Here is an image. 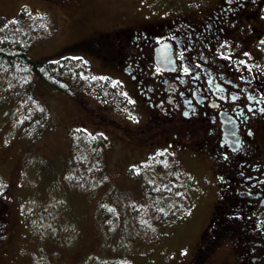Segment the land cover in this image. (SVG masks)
Returning a JSON list of instances; mask_svg holds the SVG:
<instances>
[{
	"label": "rangeland",
	"instance_id": "1",
	"mask_svg": "<svg viewBox=\"0 0 264 264\" xmlns=\"http://www.w3.org/2000/svg\"><path fill=\"white\" fill-rule=\"evenodd\" d=\"M166 2L77 0L65 5L0 0V29L7 32L21 22L18 30H39L29 20L40 18L44 31L27 55L33 60L57 58L61 49L85 37L117 26H140L148 19L166 20ZM66 56L86 64L71 61L83 69L85 88L78 97L82 104L133 129L137 122L131 116L142 111L106 107L107 96L122 88L115 83L116 72L106 65L100 69L102 57L96 54L78 51L60 57ZM9 81L0 77V198L11 216L8 238L0 245V264H185L192 259L217 192L215 181L204 175L210 171L208 164L189 160L179 168L176 160L183 156L171 145H145L141 137L128 139L115 126L104 128L68 95L42 84L33 94L50 122L42 131L41 121L29 127L16 94L4 95L5 88L19 83ZM73 129L79 131L69 134ZM101 133L108 139L100 159L104 177L95 171L97 161H84L86 155L82 158L80 152ZM71 151L77 154L75 161L68 159ZM227 241L205 264H234Z\"/></svg>",
	"mask_w": 264,
	"mask_h": 264
},
{
	"label": "flooded vegetation",
	"instance_id": "2",
	"mask_svg": "<svg viewBox=\"0 0 264 264\" xmlns=\"http://www.w3.org/2000/svg\"><path fill=\"white\" fill-rule=\"evenodd\" d=\"M165 9L166 20L95 46L122 85L110 101L132 98L142 113L130 130L145 145L208 164L221 212L209 223L234 226L224 238L234 264H264V0H167Z\"/></svg>",
	"mask_w": 264,
	"mask_h": 264
},
{
	"label": "trees",
	"instance_id": "3",
	"mask_svg": "<svg viewBox=\"0 0 264 264\" xmlns=\"http://www.w3.org/2000/svg\"><path fill=\"white\" fill-rule=\"evenodd\" d=\"M68 1L75 2V0ZM123 30L124 29H121L119 31L122 32ZM117 33L118 32L102 34L97 37L77 41L63 50L61 49V51L55 54V56L58 55L57 58L51 56L49 58H45L44 60H33L27 55V53L28 50L34 46V39L40 34L39 30L33 29L28 32L18 30L14 25L13 28L7 32L0 29V77H3L7 83L10 82V79H15L19 82L18 85H16L17 87H15L13 83L9 86V89L5 88L3 92L6 97H9L12 94L10 91H13L14 94H16L18 100L16 101L15 98L14 100L22 106L20 112L26 120L25 124L29 127H33L35 126L34 123H39L41 121V124L39 123L38 125L42 127V131L50 122V115L48 111L45 110L36 98H34L33 94L36 85L42 84L50 89H55L65 93L71 100H75L79 109L88 111L86 113L87 115L93 116L94 114L93 117L96 123H100V125L107 127L115 126L116 128L125 131L124 136L126 138L133 139L135 134L126 126L111 117L108 118L109 116L104 115L99 109L90 108V110L82 104V101H80L78 97L83 94L81 92L85 88V78L82 77L83 69L79 68L76 64L72 65L71 62H67L68 56L61 58L65 54L69 55L72 52L78 51H86L88 53L98 55L100 52L95 49V46L101 44L102 41L113 37ZM75 131L79 130H73L70 134L73 135ZM91 140L93 141L92 144H83L82 146L84 148L80 150V152H82L83 158L85 154V146H88L87 154L92 159L98 160L96 164V171L102 176V160L100 159L102 158L104 152L103 149H105L108 144V140L102 134H98L95 139ZM81 143L86 142L82 141ZM72 150L77 151L74 148H72ZM74 155L77 154L71 151L68 159H71ZM80 164H82V162H79V165ZM6 206V203L0 199V245L3 244V240L1 238L8 235L10 229V212ZM217 215H221V212L217 210L213 211L212 218L217 217ZM233 227L222 224V226L217 229L209 223L194 247L193 259L187 264H205L209 261V259L219 249L229 230H234ZM215 229L216 233H214ZM113 264H124V262Z\"/></svg>",
	"mask_w": 264,
	"mask_h": 264
},
{
	"label": "crops",
	"instance_id": "4",
	"mask_svg": "<svg viewBox=\"0 0 264 264\" xmlns=\"http://www.w3.org/2000/svg\"><path fill=\"white\" fill-rule=\"evenodd\" d=\"M5 194H6V195H10V193H9V192H5ZM194 206H195V205H194ZM202 232H203V231H202Z\"/></svg>",
	"mask_w": 264,
	"mask_h": 264
},
{
	"label": "snow or ice",
	"instance_id": "5",
	"mask_svg": "<svg viewBox=\"0 0 264 264\" xmlns=\"http://www.w3.org/2000/svg\"><path fill=\"white\" fill-rule=\"evenodd\" d=\"M184 71H185V72H187V71H188V69H187V68H185V69H184Z\"/></svg>",
	"mask_w": 264,
	"mask_h": 264
}]
</instances>
